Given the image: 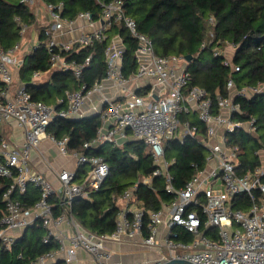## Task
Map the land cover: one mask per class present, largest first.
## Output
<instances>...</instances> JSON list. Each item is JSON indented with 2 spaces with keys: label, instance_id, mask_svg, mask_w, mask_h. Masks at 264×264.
<instances>
[{
  "label": "built area",
  "instance_id": "1",
  "mask_svg": "<svg viewBox=\"0 0 264 264\" xmlns=\"http://www.w3.org/2000/svg\"><path fill=\"white\" fill-rule=\"evenodd\" d=\"M37 0H21V3L34 5ZM43 2V1H42ZM44 3V2H43ZM51 25L44 30L47 37L43 45L49 55L51 69L69 71L77 79H81L89 66L91 57L81 62L69 61L66 53L74 46L89 47L96 41L106 38V32L119 24L128 30L137 41L135 52L137 71L130 77L123 73L125 45L120 35H116L106 49V77L92 87L82 84L80 89L66 92L65 99L58 104H66L63 109L33 100L26 90L25 84L15 85L14 69L20 63L18 53L22 43L9 50L0 48V126L14 122L24 133V144L14 145L6 138L0 144V177L12 178V184L5 190L3 201L5 214L0 222V246L10 249L16 242L14 232H23L36 221H41L47 233L43 239L45 244L54 241L58 248L42 254L30 264H46L47 260H55L59 253L66 254V262H70L78 250H84L96 259L98 264H110L113 251L107 246L109 241H121L143 235L144 210L127 207L120 212L116 229L111 234H97L83 228L73 217L71 207L75 199L84 197L90 190H98L107 180L110 167L102 157L87 156L83 152L68 149L69 138L59 139L47 132L55 117L77 120L84 118V105L95 95H100V107L96 110L103 126L97 137L83 148L98 147L104 143L117 145L121 137L130 132L134 139L143 143L149 150L156 166L153 177L164 180L166 190L175 194L170 205V213L165 219L163 210L150 213V230L143 235V244L147 247H158V227L167 225L170 233L163 241L167 255L152 263L166 264L171 261H184L188 264H264V202L257 201L255 192L264 196V157L263 151L256 154L261 157L262 165L254 171L238 175V147H230L227 132L244 129L256 131L255 121L241 123L233 117L241 114V106L236 98L251 99L263 91V86L238 89L234 80L227 82L229 95H219L214 101L206 90L198 86H189L190 73L183 56H159L155 53L153 41L138 29L136 21L129 17L124 8V0H113L102 5V18L94 21L90 12H82L75 19L63 16L65 4L44 3ZM89 25L98 24L91 31L84 30L70 42H59L56 35L71 32L77 28V22ZM29 27L23 24L21 35L25 36ZM42 43L33 44L30 53L38 50ZM206 42L202 44L205 48ZM233 50L226 54L215 49L214 56H223L224 65L233 72L240 68L233 64V56L237 47L226 44ZM224 47V48H225ZM43 72H35L32 80L41 78ZM152 80V84L141 87L140 80ZM113 82L120 90L118 97L111 98L104 94V81ZM149 88L145 93L142 89ZM157 97V98H155ZM182 114H194L204 123L206 136L204 146L208 150L207 167L200 171L186 185L176 190L173 186V175L170 167L174 160L165 155L166 142L178 139L184 142L194 137L198 131L196 125L182 123ZM49 138L63 156H70L78 167L90 166L89 173L83 183H77L76 171L62 170L57 174L55 186L44 175L34 171L30 154L38 149L39 144ZM151 178L143 180L148 184ZM33 186L40 190L41 197L32 207L25 209L20 196ZM138 184L125 190L121 198L128 204L134 203ZM248 195L251 203L247 209L236 208L234 199ZM57 202L52 203L51 200ZM59 205L60 212L55 214ZM132 206V205H131ZM200 209L199 214L194 208ZM70 225L74 232L63 236L60 227ZM181 228L194 236L191 241L175 240ZM210 231L209 234L205 231ZM143 264V263H139Z\"/></svg>",
  "mask_w": 264,
  "mask_h": 264
},
{
  "label": "trees",
  "instance_id": "2",
  "mask_svg": "<svg viewBox=\"0 0 264 264\" xmlns=\"http://www.w3.org/2000/svg\"><path fill=\"white\" fill-rule=\"evenodd\" d=\"M44 3L65 4L63 16L75 19L82 12H90L94 21L102 18V5L113 0H41ZM126 14L138 24L141 33L148 36L154 44L155 53L159 56H191L187 64L190 73L189 86H198L206 90L214 101L219 95L227 97L229 91L227 82L234 80L238 89L263 86V91L251 99L236 98L242 113L233 118L241 123L255 121L256 131L248 132L237 128L227 132L230 147H238L239 165L237 173L240 176L254 171L262 165L257 152L263 151L264 157V0H124ZM31 5L21 3V0H0V48L9 50L22 43V25L33 26L36 23ZM40 40L46 41L45 28H41ZM116 35H120L125 45L123 73L130 77L137 71L135 52L137 41L127 29L114 24L107 32L106 38L96 41L92 46H74L66 53L69 61H83L91 57L89 66L81 79H77L69 71L51 69L49 55L45 46L26 55L15 67L18 78L26 86L33 100L56 107L57 110L66 107L58 104L65 99L66 92L80 89L82 84L89 88L106 77V49ZM206 42L205 48L202 44ZM226 44H233L237 50L233 56V64L240 70L233 72L231 67L224 65L223 56H214V50H223ZM35 72L49 73L45 82L33 81ZM2 84L0 83V88ZM149 88L142 89L145 93ZM182 123L196 125L198 131L194 137H188L182 143L178 139L166 142L165 155L174 160L170 167L173 175V186L176 190L183 188L207 166L208 150L203 139L206 136L204 123L194 114H182ZM103 126L100 115H92L77 120L55 117L47 129L59 139L69 138L68 149L78 150L87 156L102 157L110 167L107 180L98 190H90L84 197L74 200L71 213L74 219L86 230L97 234H111L116 229L120 214L118 201L125 190L138 184L134 195L137 205L144 210L143 235L149 234L150 213L163 210L175 199V194L166 190L165 182L160 177H153L156 169L148 148L141 142L132 140L123 147L104 143L98 147L84 149L85 143L92 142ZM4 137L0 132V144ZM90 166H80L77 169L75 181L83 183L89 173ZM151 178L148 184L143 180ZM264 181V178H263ZM12 178L0 177V222L5 214L3 194L12 184ZM257 201L264 202V196L256 191ZM39 189L30 186L27 192L20 196L25 209L32 208L40 199ZM57 202L56 199L51 200ZM251 198L244 194L234 199L236 208L247 209ZM199 214V208H194ZM60 207H55L59 214ZM175 240L191 241L194 236L181 228ZM205 231V230H204ZM207 235L210 231H205ZM47 231L41 221H36L17 238L15 244L6 249L0 246V264H30L44 253L54 251L58 244L54 241L45 244L43 239ZM55 264H65L58 261Z\"/></svg>",
  "mask_w": 264,
  "mask_h": 264
},
{
  "label": "crops",
  "instance_id": "3",
  "mask_svg": "<svg viewBox=\"0 0 264 264\" xmlns=\"http://www.w3.org/2000/svg\"><path fill=\"white\" fill-rule=\"evenodd\" d=\"M31 11L34 13L36 18V23L29 27L27 35L22 41V49L18 53V58L22 60L26 55L30 53V49L33 44L42 43L40 40L41 28H47L51 25L50 19L46 13L45 4L41 0H37L34 5H31ZM98 27V24L89 25L86 22L78 21L77 28L71 32H62L56 35V39L59 42H70L78 37L84 30L91 31ZM15 78H18V72L14 69ZM49 77V73H44L40 79ZM15 79V85L17 80ZM39 79V80H40ZM147 85L152 84V80H146ZM17 84H22L19 80ZM145 86H141L146 87ZM104 94L107 97L115 98L120 94V90L111 81H104ZM100 95L93 96L88 100L83 109L85 117L96 115V110L100 107ZM197 118V116H196ZM198 119V118H197ZM0 132L4 138L9 140L14 145L24 144V133L14 122L9 125L0 126ZM136 140L133 138L130 132L127 133L125 137L119 139L117 146L123 147V145L128 142ZM137 141V140H136ZM75 160L70 156H63L58 147L49 139L45 138L39 144L38 149H32L30 154V161L34 171L44 175L48 180H50L55 186L57 185L58 179L57 174L62 170H68L67 165ZM211 164L208 165L207 171L209 170ZM75 170L78 169L76 165ZM132 205V206H131ZM128 205L122 198L118 201V206L120 212L124 211L127 207L133 209L140 208L137 205L136 199L134 203ZM171 206H165L163 209V214L165 219L168 218ZM119 218V217H118ZM24 232V231H23ZM23 232H14L17 238H20ZM61 234L65 236H70L73 234L74 229L68 225L63 224L60 227ZM170 233V229L167 225L162 224L158 227L157 239L160 242L158 247H147L143 244V235H136L133 238L125 237L121 241H109L107 246L113 251V255L110 264H139V263H152L159 260L162 256L167 255V251L163 246L164 239ZM66 254L59 253L56 255L55 260H47L46 264H55L58 261H64L65 264H98L96 259L92 257L89 253L84 250H78L70 262H66ZM169 263V262H168Z\"/></svg>",
  "mask_w": 264,
  "mask_h": 264
},
{
  "label": "rangeland",
  "instance_id": "4",
  "mask_svg": "<svg viewBox=\"0 0 264 264\" xmlns=\"http://www.w3.org/2000/svg\"><path fill=\"white\" fill-rule=\"evenodd\" d=\"M27 35V34H26ZM25 35V36H26ZM24 36V37H25ZM224 52L226 53V54H232V52H233V50L231 49V48H229V47H225L224 48ZM47 80V78H44V79H40V80H38V82H40V83H42V82H45ZM17 82H19V80H17ZM17 82H16V85H19V84H17ZM139 84L141 85V86H145V85H147V83H146V80L144 79V80H140L139 81ZM76 161L74 162L73 160H72V162L71 163H69L68 165H67V167H68V170L69 171H76L75 169H73V168H75L76 167Z\"/></svg>",
  "mask_w": 264,
  "mask_h": 264
},
{
  "label": "water",
  "instance_id": "5",
  "mask_svg": "<svg viewBox=\"0 0 264 264\" xmlns=\"http://www.w3.org/2000/svg\"><path fill=\"white\" fill-rule=\"evenodd\" d=\"M185 59L189 63L191 61L192 57L191 56H186ZM155 98H157V97H155ZM166 264H188V263L184 262V261H176V260H174V261H171V262L166 263Z\"/></svg>",
  "mask_w": 264,
  "mask_h": 264
}]
</instances>
